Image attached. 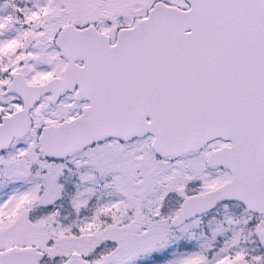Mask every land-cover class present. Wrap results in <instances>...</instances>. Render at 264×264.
<instances>
[{"label": "snow or ice", "instance_id": "1", "mask_svg": "<svg viewBox=\"0 0 264 264\" xmlns=\"http://www.w3.org/2000/svg\"><path fill=\"white\" fill-rule=\"evenodd\" d=\"M0 264H264V0H0Z\"/></svg>", "mask_w": 264, "mask_h": 264}]
</instances>
